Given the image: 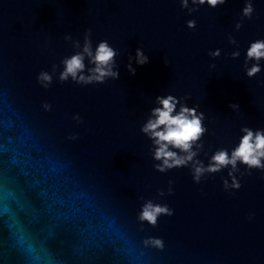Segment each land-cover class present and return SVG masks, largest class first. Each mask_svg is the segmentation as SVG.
<instances>
[{
    "label": "water",
    "instance_id": "95a60500",
    "mask_svg": "<svg viewBox=\"0 0 264 264\" xmlns=\"http://www.w3.org/2000/svg\"><path fill=\"white\" fill-rule=\"evenodd\" d=\"M245 6L189 0L190 13L181 0H0V264H264V170L238 162L241 187L230 190V165L199 183L191 162L160 172L142 131L168 94L180 98L176 111L186 103L205 113L203 148H192L205 166L217 149L231 153L243 127L264 129V59L253 77L245 68L251 42L264 39V0L237 29ZM89 28L94 49L102 40L117 49L119 78L60 82V62ZM138 48L149 61L133 59L132 74ZM54 64L45 89L37 76ZM147 200L174 214L142 225ZM148 237L165 248L146 247Z\"/></svg>",
    "mask_w": 264,
    "mask_h": 264
},
{
    "label": "clouds",
    "instance_id": "9594fccd",
    "mask_svg": "<svg viewBox=\"0 0 264 264\" xmlns=\"http://www.w3.org/2000/svg\"><path fill=\"white\" fill-rule=\"evenodd\" d=\"M226 2V0H191L192 5L197 7L207 4L210 7H217ZM182 7L187 8L189 12H194L197 7H189V0H181ZM254 13L253 0H246V6L242 9V18L237 22L236 28L242 27L243 18L252 19ZM187 26L189 28L196 27V21L188 20ZM92 29L89 28L84 35V43L81 45L79 40L73 41V46L77 51L71 56H66L60 62L63 65V70L59 73L60 82L72 81L80 85H88L93 83H104L108 78L118 79L119 70L116 64L117 49L112 47L107 40H102L98 45L93 48L92 42ZM66 40H72V36L66 35ZM229 42L237 44L234 37L229 36ZM82 48V50H81ZM212 57L221 55V50L216 49L209 53ZM232 57H239V50L231 53ZM88 64L92 65L87 67L85 60ZM138 65H144L149 61V57L145 54L142 48L136 50L135 57H129L128 70L135 74L136 68L133 67L132 60ZM264 59V39H257L251 42L250 47L247 49L245 58V68L249 77L255 76L261 71L260 61ZM249 61H255L248 67ZM59 65L52 66V72L42 70L38 76V83L45 89L49 88L53 83L54 74L56 73ZM212 67H215L213 65ZM86 70V72H85ZM157 101L162 107H155L152 109V117L148 119L147 123L142 127V131L150 136L153 144L156 146L154 150V159L161 161L155 164V168L160 172H167L170 169L177 167L188 166L191 162V170L193 179L199 183L206 174L216 173L229 165L231 169L229 176L232 178L231 184L227 179H224L223 184L225 190L239 189L241 187L240 179L234 172H240L237 167L238 162L247 166L248 170L260 169L264 170V129H253L245 126L241 129L244 133L240 138L237 146H235L231 153L227 148H220L215 151L211 156L207 166L199 159H194L197 152L192 151L193 144L201 141L207 128L202 126L205 119V113L198 111L199 105L189 107L186 103L180 105L179 111H176L177 104L180 103V98L175 95L168 94L166 96H157ZM45 111H51L52 105L45 102L42 105ZM231 108L239 109L238 104H231ZM176 113L173 115V113ZM78 122L81 121L79 114L73 117ZM163 126V127H161ZM78 134H72L69 139H76ZM198 148H203L201 141ZM179 151H176V150ZM180 153H184L181 155ZM244 173L241 172L240 176ZM174 181H169L168 193L171 194L173 189L171 185ZM163 190L160 191V196H164ZM174 210L167 204L154 203L152 200H147L142 205V210L138 214V220L143 225V222L155 227L158 224V218L162 215L172 216ZM254 213L249 215V220L254 218ZM146 247L163 250L165 242L161 237H148L143 241Z\"/></svg>",
    "mask_w": 264,
    "mask_h": 264
}]
</instances>
